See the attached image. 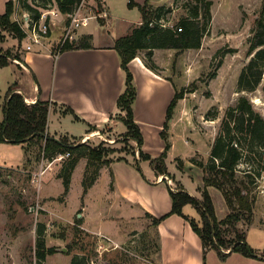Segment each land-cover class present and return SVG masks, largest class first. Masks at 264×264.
I'll use <instances>...</instances> for the list:
<instances>
[{
  "label": "rangeland",
  "instance_id": "1",
  "mask_svg": "<svg viewBox=\"0 0 264 264\" xmlns=\"http://www.w3.org/2000/svg\"><path fill=\"white\" fill-rule=\"evenodd\" d=\"M131 1L87 0L84 14L92 8L93 13L106 11L107 16L92 19L87 27L76 31L78 39L85 32H90L93 38L102 34L101 40H117L129 34L143 19L140 6L147 2L152 9L165 7V19L161 22L172 27L186 14L187 5L202 4L205 0H134L137 3L134 7L130 6ZM206 1L212 2V18L204 32L200 48L183 51L155 49L157 55L154 51V60L160 65L161 74L169 76L176 83L178 90L184 91V98L179 101L181 104L178 103L172 120L168 123L166 118L164 123V126L168 123L170 143L172 146L175 143L168 151L166 163L170 172L176 173L178 179L199 197L202 196L201 189L204 187L203 168L196 163V168L186 166L193 158L209 162L210 144L214 137L217 138L229 108L238 102L242 94H246L256 110L264 115V82L252 93L238 91L240 74L249 61L247 52L256 29V20L264 12V0ZM16 11L19 17L23 16L24 12L18 6ZM0 31L6 35L5 40L0 39V47L4 50L12 48L15 53L22 54V58L26 52L38 51H26L25 40L20 43L12 34L2 29ZM60 34L57 30L48 44L52 49L58 48ZM233 49L237 50L231 51ZM143 53L146 56V52ZM13 75H17L18 80L29 87L28 78L20 73L17 66H9L0 72L2 93L6 92V82ZM6 96L7 94L0 96V117L4 116ZM173 119L176 120L174 128L176 136H179L178 140H173L174 137L170 136L169 132L173 127ZM84 129L85 126L73 120L71 116L63 120L60 126L52 115L51 131L80 135L84 133ZM126 129L124 123H120L115 132L114 128L107 125L100 128L87 142H83V138H70L73 141L81 139L80 142L94 147L103 142L111 149H132L136 147L135 142L126 143L123 140L122 131ZM150 132L153 130L146 123V145L155 147L158 140H155L156 136L150 137ZM245 143L247 147L248 142ZM137 150L138 147L136 154ZM20 154L23 155L22 158ZM120 155L134 157L127 152H115L107 158L115 160ZM251 157H248L250 162L245 160L240 163L239 169L242 171L255 166L261 171L257 176L254 192L255 217L249 224L246 221L240 222L238 227L245 231L249 245L264 254V148L258 146L257 157ZM67 158L66 154L64 159L53 162L54 159L40 157L38 144L27 143L22 145V148L17 145L0 149V264H37L36 247L40 238L45 240L47 248L56 249L55 253L48 255L45 264H72L76 255L86 256L88 264H161L159 245L162 253L163 231L157 233L152 218L148 216L144 221L145 225L137 220L118 221L115 218V212L118 210L107 197L109 181L106 173L97 179L89 194L84 196L83 180L87 159H82L83 164L76 169L72 178L70 192H64L63 180L59 174ZM180 160L183 161L182 166ZM140 173L150 182L142 170ZM170 175H164V179L169 182L176 180ZM172 185L175 187L174 183ZM211 195L218 218H225L230 210L224 195L217 188H212ZM84 213L93 218V226H103L106 233L85 228ZM185 214L190 219L195 218L199 224L202 223L200 214L193 205L186 208ZM131 227L141 228L139 234L138 230H134L122 243L102 237L107 235L111 238L114 233ZM164 228L166 231L169 226ZM40 229L44 230L42 235ZM241 256L244 255L234 252L223 259L216 249H212L207 253L206 264H237L234 258L229 257ZM202 262L204 264L203 257Z\"/></svg>",
  "mask_w": 264,
  "mask_h": 264
},
{
  "label": "trees",
  "instance_id": "2",
  "mask_svg": "<svg viewBox=\"0 0 264 264\" xmlns=\"http://www.w3.org/2000/svg\"><path fill=\"white\" fill-rule=\"evenodd\" d=\"M82 0H9L6 4V12L0 15V29L12 34L20 43L25 40V33L13 20L17 6L21 11L30 12L35 18L40 16L42 9L56 3L59 10L64 14H72L76 11ZM137 3L132 0L130 6ZM187 12L174 26H167L161 21L165 19V7L152 9L147 2L141 5L143 20L133 27L132 31L115 41L114 48L117 50L121 67L125 73L126 88L118 99V107L121 113L119 118L124 122L127 131L124 133V141H134L136 147H124L121 150L111 149L102 142L99 146H91L81 143L80 140H71L64 136L56 139L48 133L49 112L52 103L38 100L33 104L25 101L24 95L15 92L17 84L12 85L6 96L3 106L4 116L0 117V144L11 143L15 145L38 144L40 157L54 159L58 154H69L59 177L64 184V192L69 193L74 171L82 159H87V166L83 180V195L85 196L100 176L104 166H109L114 159L107 157L115 152H127L134 156V166L141 171V162L149 161L153 169L159 175H170L166 158L172 147L169 140L168 123L173 118L179 101L184 98V91H179L175 86V96L171 101L167 113V122L162 131V137L166 141L165 150L159 156H153L144 152V135L140 125L135 120L134 104L137 100L138 90L135 84L134 74L130 69V62L140 52H146V64L159 71L160 67L154 60L155 49H197L202 45V39L211 18V1L202 4L187 5ZM6 35L0 31V39L5 40ZM93 35L84 34L74 42H67L61 52L71 49L94 48ZM233 49L231 51H236ZM58 53L54 50V54ZM248 63L244 66L239 80L238 91L252 93L264 82V12L256 20V29L247 52ZM12 60L23 61L22 54L15 53L12 48L4 50L0 47V69L12 63ZM264 92V84L262 86ZM71 112H75L69 108ZM76 118H79L75 114ZM98 130L97 126H90V132ZM247 147H246V143ZM258 146L264 148V115L257 111L250 97L242 94L238 102L229 108L227 116L221 125L220 132L212 145L209 162L192 161L203 168L204 187L201 189L202 196L197 197L189 193L181 185L177 191L169 185L172 198V209L160 217L147 214L152 218L153 225L159 226L170 215H180L189 220L193 229L198 233L203 244V258L206 264L207 253L216 249L223 259L232 253H240L246 257L264 260V254L258 252L247 242L245 231L240 230L238 224L246 221L248 224L254 220L256 196L254 194L257 184V176L260 169L252 166L251 169L240 170V163L248 157H257ZM138 147L139 155H136ZM262 156V155H260ZM252 158V157H251ZM117 160H127L126 156L120 155ZM181 166L183 161L180 160ZM171 176V175H170ZM171 178H173L171 176ZM167 182V179H163ZM113 187V184H112ZM210 188L219 189L224 195L229 207V214L219 219L216 207L211 195ZM193 205L200 214L201 224L195 218L190 219L184 208ZM81 221V219H79ZM40 229V234H43ZM161 250L159 245V251ZM54 247L47 248L45 240L40 238L36 247L37 264H45L48 255L55 253ZM72 264H88L86 256L76 255Z\"/></svg>",
  "mask_w": 264,
  "mask_h": 264
},
{
  "label": "crops",
  "instance_id": "3",
  "mask_svg": "<svg viewBox=\"0 0 264 264\" xmlns=\"http://www.w3.org/2000/svg\"><path fill=\"white\" fill-rule=\"evenodd\" d=\"M8 1L0 0V15L6 12ZM84 34H90V32ZM102 37V34L98 37L94 36V48L71 49L55 55L54 50L56 49H52L48 45V48L37 47L34 49L38 50L37 52H26L22 62L12 60L14 63L1 68L0 72L9 66H17L20 73L28 78L27 82L29 83L27 85L29 87L24 86L18 80L17 75H13L6 82L8 85L6 92L2 93L0 88V96L6 95L10 87L16 83L15 92L22 93L25 101L28 99L32 104L38 100L50 101L52 105L49 112L48 133L56 139L64 136L84 138L86 135H96L100 128L107 125L114 128L115 132L120 123H124L118 118V115L122 113L118 107V99L126 88V76L121 67L120 56L114 48L116 40H101ZM155 55H157L156 51ZM156 64L160 66L157 62ZM130 69L134 74L138 90L134 110L135 120L140 125L145 139L142 149L144 152L156 156L161 154L166 147V141L161 133L164 129L168 108L175 96L176 83L169 76L161 74V70L156 71L150 68L146 64L143 52H140L130 62ZM69 108L79 118H76ZM52 115L55 116V120L59 122L60 126L63 120L71 116L73 120L85 126L84 133L74 135L58 130L51 131ZM146 123L153 130L149 134L150 137L156 136L155 140H158V145L155 147L146 145ZM175 124L176 120L173 119V127L169 132L170 136L174 137L173 140H178L179 136H176ZM90 126H97L98 130L90 132ZM126 131L127 129L122 132L125 133ZM215 139L216 137L212 139L209 150H211ZM174 145L175 143H173L172 148ZM10 146L17 147L15 144L1 143L0 149H6ZM18 147L22 148V145H18ZM20 155L22 158L23 155ZM124 156L127 160L115 159L109 166H104L100 171V176L104 173L108 176L109 195L107 197L112 201V206H115L119 211L115 212L117 220L144 222L148 213L154 216H163L168 213L172 209L169 186L177 191L178 185H181L194 195L193 190L186 187L178 179L176 173L170 172L169 166L168 170L176 180L170 179V182L168 180L166 182L163 181L164 175L156 173L150 162L143 160L141 169L150 180L147 182L134 166V157ZM9 158L12 159V157ZM82 164L81 160L76 169ZM189 166L191 168L197 167L193 161L186 167ZM84 168L83 171H85ZM173 183L175 187L172 185ZM211 190L212 188H210ZM88 194L89 192L86 196ZM188 206L184 208V213ZM83 216L85 217V228L93 230V232H105L103 226H93V218H90L88 214L84 213ZM165 222L156 227L157 233L163 231L161 240L163 234L162 246L164 249H162V253L160 250L161 264H203L202 240L190 223L177 214L165 219ZM166 226L169 228L165 231L164 227ZM140 229L132 227L126 230L122 229V232L114 233V238L111 236V239L114 242L122 243L134 233V230H138L137 234H139ZM165 249L167 250L165 251ZM229 258H234L237 264H264V260L246 256Z\"/></svg>",
  "mask_w": 264,
  "mask_h": 264
},
{
  "label": "built area",
  "instance_id": "4",
  "mask_svg": "<svg viewBox=\"0 0 264 264\" xmlns=\"http://www.w3.org/2000/svg\"><path fill=\"white\" fill-rule=\"evenodd\" d=\"M98 1V0H96ZM87 0H82L76 11L72 14L62 13L57 4H50L47 8L42 9L40 16L35 18L30 12L24 11L22 17H19L17 11L15 12V21L18 22L23 32L25 33L26 41V51H32L37 47L48 48V44L53 38V35L58 30L61 34L58 39V48L56 49L58 55L61 52V48L67 42H74L78 40L76 31H79L90 24L92 19L98 17H106L107 12H99V14L93 13L91 8L87 14H84V8H86ZM28 104H32L28 99H26ZM94 135H86L83 138V142H87ZM69 156V154H67ZM137 155H139V150H137ZM66 155H59L54 158L53 162L57 160H62ZM102 237L112 241L111 238L103 235ZM104 247L103 245L101 246Z\"/></svg>",
  "mask_w": 264,
  "mask_h": 264
},
{
  "label": "water",
  "instance_id": "5",
  "mask_svg": "<svg viewBox=\"0 0 264 264\" xmlns=\"http://www.w3.org/2000/svg\"><path fill=\"white\" fill-rule=\"evenodd\" d=\"M82 143V142H81ZM81 216V215H80ZM64 250H66V248H64Z\"/></svg>",
  "mask_w": 264,
  "mask_h": 264
}]
</instances>
